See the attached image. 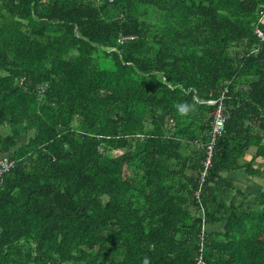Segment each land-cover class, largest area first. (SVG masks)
<instances>
[{
  "label": "trees",
  "instance_id": "16d2710c",
  "mask_svg": "<svg viewBox=\"0 0 264 264\" xmlns=\"http://www.w3.org/2000/svg\"><path fill=\"white\" fill-rule=\"evenodd\" d=\"M262 10L0 0V264H264Z\"/></svg>",
  "mask_w": 264,
  "mask_h": 264
},
{
  "label": "built area",
  "instance_id": "2783aa9c",
  "mask_svg": "<svg viewBox=\"0 0 264 264\" xmlns=\"http://www.w3.org/2000/svg\"><path fill=\"white\" fill-rule=\"evenodd\" d=\"M264 24V10L260 12V16L258 18V21L256 23L255 27V34L258 37V39L261 41V43H264V30L261 28V25ZM217 101H210L209 103H216ZM227 116L224 114V106L222 104V98L219 100L218 108L215 111L214 114V120L212 122V133H211V142L208 147V158L205 163L206 170L211 166V158L213 153V146L215 144L216 138L223 135L225 132V123H226ZM13 162L4 160L0 161V174L7 171L11 166ZM206 171L203 172L202 179L205 178ZM199 263L204 264L202 259L199 260Z\"/></svg>",
  "mask_w": 264,
  "mask_h": 264
},
{
  "label": "crops",
  "instance_id": "0c3cea01",
  "mask_svg": "<svg viewBox=\"0 0 264 264\" xmlns=\"http://www.w3.org/2000/svg\"><path fill=\"white\" fill-rule=\"evenodd\" d=\"M251 150L252 151H255L256 150V147L255 146H253V147H251ZM251 151V153H248L247 154V157H246V160L247 161H249V160H251L252 159V157H253V155H252V152ZM259 163H262L263 162V159L262 158H260V159H256ZM240 174V173H239ZM247 176V175H246ZM244 177V176H243ZM247 180H246V183H244V188H245V190L247 191V192H250V193H256V191H257V189H258V187H257V185H259L260 183L259 182H261V181H259V180H249V178H248V176H247V178H246Z\"/></svg>",
  "mask_w": 264,
  "mask_h": 264
},
{
  "label": "rangeland",
  "instance_id": "374dc122",
  "mask_svg": "<svg viewBox=\"0 0 264 264\" xmlns=\"http://www.w3.org/2000/svg\"><path fill=\"white\" fill-rule=\"evenodd\" d=\"M246 178H247V176H246V174L244 172H241L240 174L235 175V183H236V185H238L239 187L245 189L244 188V183H246V180H247ZM261 183H262V181H261Z\"/></svg>",
  "mask_w": 264,
  "mask_h": 264
},
{
  "label": "clouds",
  "instance_id": "9594fccd",
  "mask_svg": "<svg viewBox=\"0 0 264 264\" xmlns=\"http://www.w3.org/2000/svg\"><path fill=\"white\" fill-rule=\"evenodd\" d=\"M179 111L181 114H187L190 111L189 106L184 105L179 108ZM145 264H147V261H145Z\"/></svg>",
  "mask_w": 264,
  "mask_h": 264
}]
</instances>
